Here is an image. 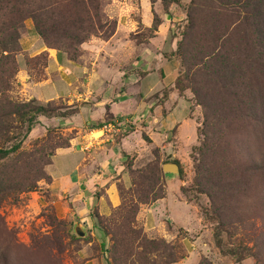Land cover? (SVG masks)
I'll use <instances>...</instances> for the list:
<instances>
[{"label":"rangeland","instance_id":"obj_1","mask_svg":"<svg viewBox=\"0 0 264 264\" xmlns=\"http://www.w3.org/2000/svg\"><path fill=\"white\" fill-rule=\"evenodd\" d=\"M107 1L97 0L106 23L83 42L69 40L64 29L80 21L84 8L93 10L88 2L85 7L71 3L67 11L66 5H59L65 17L53 14L48 25L58 31L48 32L46 39L30 19L17 31L0 33V46L16 62L5 65L0 56V264H79L86 255L84 246L94 239L105 245L100 251L108 264H264V0H231L227 6L221 3L227 0H176L179 7L173 5L174 11L168 9L171 0H160L165 21H172L167 48L175 43L165 56L179 63L170 83L186 101L196 126L190 141H177L174 129L169 130L167 141L175 155L166 159L178 160L181 197L195 206L205 225L199 246L186 248L180 241L186 232L172 231L169 224L161 226L162 231H149L138 217L141 208L166 193L159 149L153 145V157L144 151L137 163L128 164L131 186L119 188L122 205L102 218L120 240H106L104 234L80 236L71 220L58 218L51 203L43 202L51 156L87 126L70 119L81 101L44 103L30 97L27 85L46 77L47 57L25 55L21 38L37 35L48 47L77 60L84 42L106 39L115 28L116 21L104 11ZM133 17L138 19L135 13ZM158 22L154 13L153 28ZM15 32L19 38L11 41ZM148 35L143 31L139 39ZM22 61L27 77L19 73ZM38 104L46 107L45 115L32 111ZM183 111L178 108L176 114ZM189 130L183 127L180 135ZM188 212L178 209L190 222L194 216Z\"/></svg>","mask_w":264,"mask_h":264},{"label":"crops","instance_id":"obj_2","mask_svg":"<svg viewBox=\"0 0 264 264\" xmlns=\"http://www.w3.org/2000/svg\"><path fill=\"white\" fill-rule=\"evenodd\" d=\"M161 3L160 0L107 1L104 11L116 21L113 34L106 39L93 37L84 42L77 60L48 47L37 35L28 40L22 37L21 45L28 57L39 54L47 57L46 77L27 85L30 97L44 103L57 99L81 101L77 115L70 119L87 126L68 146L51 156L47 199L43 198V202L51 203L58 218L71 220L73 229L79 228L97 238L103 232L95 215L107 216L121 205L119 188L131 186L128 164L137 163L144 151L153 157L155 147L159 149L162 170L163 164L177 162L178 173L163 172L165 195L141 208L138 217L149 231H162L167 224L172 231H185L186 236L180 241L186 248H195L205 225L195 206L181 197L183 185L178 178V160L166 157L170 153L175 155L172 142L167 141L169 130L174 129L177 141H190L196 136V126L186 101L175 94L174 84L170 83L176 77L179 63L176 58L165 56L175 43L171 41L167 48L172 21H165ZM178 4L172 1L168 9L172 10L173 5L179 7ZM134 13L138 19L133 17ZM154 13L158 14L159 22L153 28ZM143 31L149 35L140 40ZM19 73L27 74L24 61L20 63ZM154 94L158 97L152 101L150 97ZM178 108L185 109L182 115L176 114ZM183 127L191 129L188 135H180ZM94 133L99 135L94 137ZM183 208L189 209L194 220L187 222L178 213ZM92 245L95 250H91ZM101 248L98 239L87 243L86 255L79 264H108Z\"/></svg>","mask_w":264,"mask_h":264},{"label":"trees","instance_id":"obj_3","mask_svg":"<svg viewBox=\"0 0 264 264\" xmlns=\"http://www.w3.org/2000/svg\"><path fill=\"white\" fill-rule=\"evenodd\" d=\"M171 1H176V0H171ZM230 1L231 0H227L226 2H221V3L227 6L231 4ZM252 1H254L253 3H256V0H252ZM76 2L81 3L82 4L81 7H83L88 2L92 6L93 10L91 11L90 8H86V9L84 8V15L82 17H79L80 21L78 23H74L72 25L65 27L64 33L66 34V37L69 40L83 42L86 39H88L91 34H96L97 29L101 28L102 25L106 23V22L103 23V20L99 13L100 11L98 10L97 0H0V33L6 30L17 31V28L23 26L25 20L30 19L33 22L36 32L43 39H46L48 32L53 33L54 31H58V27L56 25L53 24L48 25L49 20L52 19L53 14L60 15L61 17H65V15L63 14L64 11L60 10L61 7L59 5L62 6L66 5V11H67L68 5L71 3L75 5ZM56 8H58L59 11H55ZM252 15L256 16V14H252ZM114 30L115 28H113L112 31L107 34L106 38H109L113 34ZM16 35H17L16 32L13 33L11 41H15L17 38H19ZM14 36L16 37L14 38ZM0 56L3 57L5 65H11V64L13 65L16 63L15 58L12 56V54H10V52L7 50L5 46H0ZM14 74L15 73L12 72V74L9 75V78ZM7 84L9 85V81ZM32 102H35V99H32ZM23 106H27V105H23ZM32 108H33L32 111H34L36 114L45 115L46 112L45 106L38 104ZM34 122H35L34 119L29 120L26 128L27 131L31 130L32 126L34 125ZM145 139H147L146 136ZM163 196L164 194H162L157 198H161ZM118 209H120V207H118L117 210ZM103 217H108V216H99L97 214L95 215V218L97 219V224L99 225L103 234L106 237L110 236L113 242L115 241V239L120 240V237L118 238L116 236L117 233L115 234V231H112L103 225L102 223ZM216 243L217 245L221 244V240L217 238ZM101 247L104 248L105 245L103 246L101 244Z\"/></svg>","mask_w":264,"mask_h":264},{"label":"water","instance_id":"obj_4","mask_svg":"<svg viewBox=\"0 0 264 264\" xmlns=\"http://www.w3.org/2000/svg\"><path fill=\"white\" fill-rule=\"evenodd\" d=\"M163 172L165 173H178V165L176 163H165L163 164ZM74 231L80 235L84 236V232L81 231L79 228H75Z\"/></svg>","mask_w":264,"mask_h":264}]
</instances>
